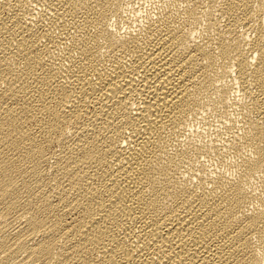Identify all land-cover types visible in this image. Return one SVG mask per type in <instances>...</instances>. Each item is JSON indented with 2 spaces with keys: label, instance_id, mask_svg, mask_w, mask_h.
Returning a JSON list of instances; mask_svg holds the SVG:
<instances>
[{
  "label": "bare ground",
  "instance_id": "obj_1",
  "mask_svg": "<svg viewBox=\"0 0 264 264\" xmlns=\"http://www.w3.org/2000/svg\"><path fill=\"white\" fill-rule=\"evenodd\" d=\"M0 264H264V0H0Z\"/></svg>",
  "mask_w": 264,
  "mask_h": 264
},
{
  "label": "rangeland",
  "instance_id": "obj_2",
  "mask_svg": "<svg viewBox=\"0 0 264 264\" xmlns=\"http://www.w3.org/2000/svg\"><path fill=\"white\" fill-rule=\"evenodd\" d=\"M144 3H145V6H144ZM147 3H149V4H147ZM141 5H139V4H137V8H139L140 10H142V11H144V10H146V9H149L150 7H151V1H147V2H142V3H140ZM139 6V7H138ZM142 6V7H141ZM143 6L145 7V9L143 8Z\"/></svg>",
  "mask_w": 264,
  "mask_h": 264
}]
</instances>
